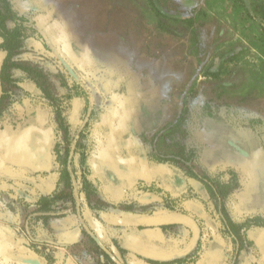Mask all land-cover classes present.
Masks as SVG:
<instances>
[{
  "label": "crops",
  "instance_id": "0c3cea01",
  "mask_svg": "<svg viewBox=\"0 0 264 264\" xmlns=\"http://www.w3.org/2000/svg\"><path fill=\"white\" fill-rule=\"evenodd\" d=\"M14 7L33 13L38 52L0 87V264H264V36L245 10Z\"/></svg>",
  "mask_w": 264,
  "mask_h": 264
},
{
  "label": "trees",
  "instance_id": "16d2710c",
  "mask_svg": "<svg viewBox=\"0 0 264 264\" xmlns=\"http://www.w3.org/2000/svg\"><path fill=\"white\" fill-rule=\"evenodd\" d=\"M238 5H240L247 15L255 21L262 30L264 36V0H234ZM155 3V2H154ZM15 0H0V50L2 53L6 54V57L3 61L1 75L4 72L12 73L13 76H17L20 81H24L25 77H29L30 74L27 73L29 69L27 67L21 66L16 58V52L18 49L25 45V43L33 48L35 45H31L28 41L36 38L33 27H30V24H34V15L31 12H25L22 9H15L14 7ZM158 14L165 17L168 14L158 9ZM173 19L182 20L183 17H172ZM186 20V18L184 17ZM187 26L193 25V20H188ZM184 29V28H183ZM229 53L228 51L225 54ZM224 54V55H225ZM15 56V58H14ZM14 69V70H13ZM39 74V73H38ZM26 75V76H25ZM40 75L35 76V81L33 85L40 86L39 80ZM34 80V79H33ZM44 88V87H43ZM42 88V89H43ZM44 90V89H43ZM46 94L53 96L51 91H44ZM65 126V125H64ZM70 143L71 140H68ZM69 149H66V158L63 159V163L68 165L70 160L71 152ZM186 256H177L175 260L183 259Z\"/></svg>",
  "mask_w": 264,
  "mask_h": 264
},
{
  "label": "rangeland",
  "instance_id": "374dc122",
  "mask_svg": "<svg viewBox=\"0 0 264 264\" xmlns=\"http://www.w3.org/2000/svg\"><path fill=\"white\" fill-rule=\"evenodd\" d=\"M37 48H38L37 46H35V47L33 46V48H30V46L28 47V45L25 43V45H22V47L16 51L18 53L15 56H16V58H18L17 60L21 64V66L26 67L25 64H27V62H28L27 60H21L20 59V58H22V55H23L24 51H26L27 53H29V52L37 53L38 52ZM15 56H14V58H15ZM8 73L9 72L7 70V72H4L3 75L0 77V87H3V86L7 87V88L11 87L12 81L9 79V76H8L9 74ZM35 74L39 75L38 74V70H35ZM41 76H42V74H41ZM48 76H49L48 80L50 79L51 83L54 85L56 83V80H55L54 76H52V74H49V73H48ZM44 77H45V75H44ZM63 80H64L63 77H60L59 84L65 86V84L62 83ZM48 88L50 89V91H51V93L53 95V99L52 100L54 101V103L52 105L54 106V108H55V106L58 105L60 107V109H61V107L64 108V110H63L64 113H66L67 110L70 111V108H71L70 106L72 104L71 99L70 98H65V99L61 98V96L63 95L62 93H69L67 91V88L66 87H56L55 85L53 87H48ZM57 98H58V100H55ZM60 126H61V129L63 131H65L64 128H63L64 125L61 124ZM66 142L67 141H64V144H63V150H62L63 152H65L64 149H65V146H66ZM72 143H73V141H72Z\"/></svg>",
  "mask_w": 264,
  "mask_h": 264
},
{
  "label": "water",
  "instance_id": "95a60500",
  "mask_svg": "<svg viewBox=\"0 0 264 264\" xmlns=\"http://www.w3.org/2000/svg\"><path fill=\"white\" fill-rule=\"evenodd\" d=\"M186 223L190 224L194 228V230L196 231V235H195V238L193 241V246H194L197 243V241L199 240L200 227H199L198 223L191 218H187ZM184 252H186V251H184ZM184 252H181L180 254H183ZM156 256H158V255H156ZM162 257L165 258L164 256H162Z\"/></svg>",
  "mask_w": 264,
  "mask_h": 264
}]
</instances>
